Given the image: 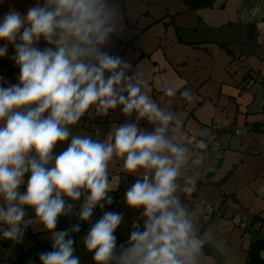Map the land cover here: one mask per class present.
Masks as SVG:
<instances>
[{
    "label": "clouds",
    "instance_id": "obj_1",
    "mask_svg": "<svg viewBox=\"0 0 264 264\" xmlns=\"http://www.w3.org/2000/svg\"><path fill=\"white\" fill-rule=\"evenodd\" d=\"M123 31L117 0H36L26 14L10 9L0 21V58L11 45L9 59L19 69L16 83H0V240L21 244L30 225L40 226L52 246L40 264H80L71 235L80 223L57 225L73 215L89 223L98 207L112 204L119 176L110 179V167L117 162L138 177L124 202L139 216L119 247L123 213L105 211L91 224L83 245L94 264H202L205 256L196 213L179 193L195 190L189 173L203 164L208 143L189 146L173 134L181 121L145 91L140 67L133 72L109 50ZM162 91L163 101L178 87ZM180 94L193 99L190 90ZM118 108L128 122L112 124L103 139L98 129L95 138L73 134L85 116L108 117Z\"/></svg>",
    "mask_w": 264,
    "mask_h": 264
},
{
    "label": "crops",
    "instance_id": "obj_2",
    "mask_svg": "<svg viewBox=\"0 0 264 264\" xmlns=\"http://www.w3.org/2000/svg\"><path fill=\"white\" fill-rule=\"evenodd\" d=\"M124 1L121 0V21L125 39L120 36L115 38L118 41L117 49L120 56L131 63L133 72L140 67L146 82L145 91L151 98L161 107L172 111L181 121L180 131L173 134L179 135L183 142L191 146L189 136L208 138L213 124H256L246 139L238 135L228 137L221 134L219 140L223 152L220 160H215L210 151L206 150L203 164L189 173L196 175L195 190L188 196L186 193H179L181 202L191 212L197 214L195 206L192 207L197 203L200 206L215 205L225 214L208 220L207 223L203 222L204 225H197L198 234L204 243H210L223 253V264H251L242 259L238 248L236 259H230V255L234 254L229 252L228 255L217 243L216 237L224 235L225 229L234 225L231 216L238 214L254 227L249 236L255 235V240L264 241V0H216L212 7L197 10H184L180 0H146L145 4L158 2L160 5L134 11L136 13L131 14L133 18L127 15ZM35 2L36 0H0V21L10 9L26 14L27 9L34 6ZM141 15H144L143 20H140ZM223 30H227L225 37H217L218 40H223L217 43L224 46L227 54H230L229 61H235L237 65L230 71L226 64L224 70L227 73L220 70L219 77H216L214 56L207 44L212 39H208V34L213 36L215 31ZM196 42L200 44L197 45ZM227 44L232 45V49ZM9 47L13 49L11 45ZM12 51L14 53V49ZM110 51L114 54L113 49ZM202 54L212 58V63L207 67L199 64V61L206 60ZM240 57L244 59L245 65H242ZM6 61L7 69L4 68ZM17 69L9 57L0 58V70L7 72L2 75L1 82L16 83L19 73ZM250 69L258 71L261 79L246 87L244 83ZM209 80L217 84L214 92L212 87H209L212 92L206 88ZM168 84L178 87L177 94L171 98L164 97L162 101V86ZM185 90L191 91V101L180 94ZM213 93L215 95L212 98ZM214 98L215 101H212ZM168 100H171L170 104ZM102 118L104 117L85 116L72 128L73 134L94 135L95 138L96 128L99 130V138L103 139L112 124L128 122L119 108L111 112L110 119ZM139 126L147 131L152 130V126L146 121H141ZM66 146L67 142L59 145L56 151L59 152ZM121 163L117 162L110 167L109 178L119 176V185L117 196L107 209L123 213L125 217L124 223L116 232L118 247L128 240L133 221L139 216V212L128 209L124 202L126 190L138 177L121 171ZM224 169L227 174L222 173L217 179L216 175ZM238 169H241L239 176L233 177ZM248 171L250 174L246 175ZM122 175L127 179L121 180ZM250 184H253L252 190ZM32 217L31 209L27 210L26 220ZM77 223H80V232L71 234L75 240L74 255L80 258V264H94L93 254L87 252L83 245V237L89 226L71 216L61 217L57 229L65 230ZM37 242L52 248L47 233L35 225L26 229L21 244L13 245L10 241L0 240V264H12L17 255ZM213 262L214 259L205 254L202 264ZM259 263H264V258L261 257ZM22 264H40V261Z\"/></svg>",
    "mask_w": 264,
    "mask_h": 264
},
{
    "label": "rangeland",
    "instance_id": "obj_3",
    "mask_svg": "<svg viewBox=\"0 0 264 264\" xmlns=\"http://www.w3.org/2000/svg\"><path fill=\"white\" fill-rule=\"evenodd\" d=\"M145 1L146 0H125L124 2H125V7H126V13H127V15L129 16V17H132L133 18V15H131V14H133V13H136V12H134V11H142V10H146V9H149L150 7H151V5L153 6L152 8H154V5H160L158 2H152V3H150V4H145ZM117 3H118V7H119V11H120V14H121V5H122V3H121V0H117ZM140 16V15H139ZM144 15H141V19L140 20H143V17ZM145 18H148V17H145ZM121 20H122V18H121ZM122 22V21H121ZM192 33H193V31H191ZM227 32V30H223L222 32H218V31H215V35H213V36H210L209 34H208V39H212L211 41L212 42H208L207 44L209 45V48H211V51H212V53H213V56H214V61H213V63H215V67H216V71H215V73H216V77H219V74L221 73L220 72V70L221 71H223L224 73H227L225 70H224V67H225V65L227 64L229 67V70L231 71H233V68L237 65L236 64V62L235 61H229V58H230V54H227V52H226V49L224 48V46H221V45H219L217 42H221V41H223V40H218L217 39V37L219 38V36H221L220 38H222V37H225V33ZM120 37H122L123 39H125L124 38V36H123V33H121L120 35H119ZM118 36V37H119ZM219 38V39H220ZM119 40V39H118ZM119 42H120V40H119ZM196 43H198V42H196ZM200 43H198L197 45H199ZM201 44H203V42L201 43ZM44 45H43V43H41V47H43ZM232 46V45H231ZM231 46H230V44H227V47H229V49H232L231 48ZM118 48V41L117 40H115V38H114V40H113V44H112V46H111V48L109 49V50H112L113 49V52H114V55H118V56H120V52H119V50L117 49ZM13 50V49H12ZM11 49H10V47H9V49H8V54H7V56L5 57V59L6 58H8V57H11L14 53H13V51H12ZM200 55H201V53H200ZM194 57V56H193ZM202 57H204L206 60H201V61H199V64L200 65H206V67L210 64V63H212V58L211 57H209V58H207L205 55H203L202 54ZM231 59V58H230ZM228 60V61H227ZM7 62V61H6ZM13 64H14V62H13ZM6 66L4 67V68H8V62L5 64ZM16 67V66H15ZM3 68V69H4ZM16 69H17V67H16ZM18 70V69H17ZM238 71H239V68L237 69ZM19 71V70H18ZM199 72H201V74H202V71H199ZM5 73H7V72H5L4 70H0V78L2 77V75H6ZM0 83H2L1 81H0ZM245 84V83H244ZM207 86L208 87H206L208 90H210V92H212V90H211V88H209V87H212L213 88V92H214V88L217 86V84L214 82V81H211V80H209L208 81V83H207ZM245 88V87H244ZM214 93H213V96H212V98L214 97ZM212 101H215V98L212 100ZM210 164L209 165H211L212 164V162L210 161L209 162ZM240 170L241 169H238V171L233 175V177H236V176H239V174H240ZM225 171H226V169H224L223 171H221L220 173H218L217 175H216V178L218 179L220 176H222V173L223 174H225ZM250 171H248L247 173H246V175H248V173H249ZM207 173V172H206ZM227 174V173H226ZM225 174V175H226ZM250 174V173H249ZM198 175V174H197ZM196 176V175H195ZM232 180V179H231ZM217 183H219V182H217ZM214 186H216V185H214ZM250 187H251V190H252V188H253V184H250ZM189 194V193H188ZM188 194L186 195V196H188ZM180 195V194H179ZM190 195V194H189ZM210 204H213V203H210ZM216 204H218V203H216ZM187 205H185V207H186ZM193 206H195V212H197V214H196V220H197V222H196V224L198 225V223L200 224V225H204V223L203 222H209V221H206L205 219H204V217H203V215H204V210H205V208L208 206V205H206V206H200V204L198 205L197 203H194L193 205H192V207ZM202 207H204V210H203V208ZM202 219V220H201ZM230 220V219H229ZM232 231V232H231ZM256 239V236L255 235H251V236H248V235H246L244 232H243V230L238 226H234V225H230V227H228V228H226L225 229V233H224V235H219V236H217L216 237V241H217V243L223 248V249H225L227 252H228V255H229V252H232L233 254H234V256L233 255H230V259L232 258H235L236 257V255H237V252H236V249L238 248V253L239 254H241L242 256H243V258L242 259H245V261L247 260V256L245 257V249L247 248V247H249V244H250V242L252 241V240H255ZM247 255V254H246ZM245 257V258H244ZM236 259V258H235ZM228 260H229V256H228ZM251 264H258V262H254V263H251ZM259 264H264V263H259Z\"/></svg>",
    "mask_w": 264,
    "mask_h": 264
},
{
    "label": "built area",
    "instance_id": "obj_4",
    "mask_svg": "<svg viewBox=\"0 0 264 264\" xmlns=\"http://www.w3.org/2000/svg\"><path fill=\"white\" fill-rule=\"evenodd\" d=\"M241 60H242L241 61L242 65H245L244 59L241 58ZM260 79H261V75L258 72L250 69L248 71V77L246 79L245 85L249 87L256 81H259ZM110 118H111V113L108 117H104L102 119L104 120V119H110ZM96 130L97 129L94 128L95 133H96ZM252 130H253V124L251 123H246L243 125H234L231 122H224L221 124H215V125L213 124L211 126V131H210V135L208 138L203 139L195 135H190L189 138H190L191 145H193L196 141H199V140H204L205 142H207L208 143L207 150L210 151L212 157L215 160H219L222 157V152H223L221 144H220V140H219V137L221 134H224L228 137L232 135H238V136H241L243 139H246L251 134ZM214 145L217 146L215 150L213 148ZM126 179L127 177L125 175L121 176V180H126ZM109 195L112 196V198L114 199L116 197V191L109 193ZM79 207H80V204L79 202H77L75 205V209L78 210ZM108 207L109 205L107 204H105L103 209L98 207L94 211L91 222L84 223V224L91 227V224L95 223L102 216L103 212L107 211ZM222 212L223 211L219 207H216L215 205H208L204 210V219L208 221L216 217H221L225 215ZM72 217L78 220L77 216L73 215ZM231 221L234 225L239 226L243 230V232L248 236L254 230L253 229L254 227H252L250 224L245 222L244 218L238 214L232 215Z\"/></svg>",
    "mask_w": 264,
    "mask_h": 264
},
{
    "label": "trees",
    "instance_id": "obj_5",
    "mask_svg": "<svg viewBox=\"0 0 264 264\" xmlns=\"http://www.w3.org/2000/svg\"><path fill=\"white\" fill-rule=\"evenodd\" d=\"M180 1L184 5V10H197L200 8L212 7L216 0H180ZM247 77H248V74L246 76V79ZM255 127H256V124H253V128ZM116 196H117V192H116ZM115 198L113 199V201L115 200ZM262 248H264V241L260 239L252 240L246 251L247 252L246 261L248 263H254V262L260 261L261 260L260 251L262 250ZM51 250L52 248H49L45 244L37 242L34 245L27 248L26 250H24L23 252H21L19 255H17L16 259L12 262V264L32 263L35 261H40L39 260L40 253L51 251ZM203 251L205 254L210 255L214 259V262L212 264H223L224 255L215 246L211 245L208 242H205L203 245Z\"/></svg>",
    "mask_w": 264,
    "mask_h": 264
},
{
    "label": "water",
    "instance_id": "obj_6",
    "mask_svg": "<svg viewBox=\"0 0 264 264\" xmlns=\"http://www.w3.org/2000/svg\"><path fill=\"white\" fill-rule=\"evenodd\" d=\"M260 256H261L262 258H264V250H261V252H260Z\"/></svg>",
    "mask_w": 264,
    "mask_h": 264
}]
</instances>
